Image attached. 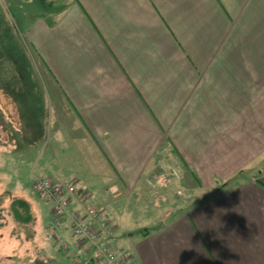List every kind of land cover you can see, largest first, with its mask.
<instances>
[{"label":"crops","instance_id":"obj_1","mask_svg":"<svg viewBox=\"0 0 264 264\" xmlns=\"http://www.w3.org/2000/svg\"><path fill=\"white\" fill-rule=\"evenodd\" d=\"M43 7L23 26L62 114L35 177L103 205L205 194L137 244L139 264H264V0Z\"/></svg>","mask_w":264,"mask_h":264},{"label":"rangeland","instance_id":"obj_2","mask_svg":"<svg viewBox=\"0 0 264 264\" xmlns=\"http://www.w3.org/2000/svg\"><path fill=\"white\" fill-rule=\"evenodd\" d=\"M46 1L0 0V264H73L72 254L56 241V231L52 232L55 238L49 232L52 205L32 188L35 176L44 173L42 165L56 150V115L62 114L52 90L55 86L35 59L23 26L26 19L46 13ZM174 176L172 169L170 178ZM190 197L185 194L159 207L147 192L139 193L138 201L131 205L128 197L116 198L104 209L113 231L109 242L130 249L133 257L129 264H139L140 241L169 226L175 210L185 212L193 202L205 204L209 200L205 194L188 201ZM15 199H28L32 215L28 222L18 223L8 213Z\"/></svg>","mask_w":264,"mask_h":264},{"label":"built area","instance_id":"obj_3","mask_svg":"<svg viewBox=\"0 0 264 264\" xmlns=\"http://www.w3.org/2000/svg\"><path fill=\"white\" fill-rule=\"evenodd\" d=\"M175 171V170H174ZM176 174V172H175ZM33 190L52 205V222L56 236L63 241L62 248L73 256V264H129L133 252L122 246L112 245V226L105 218L104 206L80 191L72 179L63 181L51 177H36ZM119 187L109 186L105 195L118 197ZM75 204L76 207H72ZM69 228V235L62 229Z\"/></svg>","mask_w":264,"mask_h":264},{"label":"trees","instance_id":"obj_4","mask_svg":"<svg viewBox=\"0 0 264 264\" xmlns=\"http://www.w3.org/2000/svg\"><path fill=\"white\" fill-rule=\"evenodd\" d=\"M27 200H24L23 201V199H20L19 201H17V205H16V207H23L24 208V210H22L21 209V213L23 214V216L24 217H26V221H29L31 218H32V215H31V213H30V206L28 205V203L26 202ZM154 202H157L156 200H154ZM52 211V210H51ZM53 224V222H52V217H51V225ZM51 225H50V227H49V232H50V234L52 235V231H51ZM62 232H64L65 233V235L67 236V234L69 235V228L68 227H65L64 229H62ZM53 236V235H52ZM54 237V236H53ZM55 238V237H54ZM56 241L59 243V245H60V248L62 249V250H64L63 248H62V243H63V241L62 240H60V238L58 237V236H56ZM71 256V255H70ZM72 258H73V256H71Z\"/></svg>","mask_w":264,"mask_h":264},{"label":"flooded vegetation","instance_id":"obj_5","mask_svg":"<svg viewBox=\"0 0 264 264\" xmlns=\"http://www.w3.org/2000/svg\"><path fill=\"white\" fill-rule=\"evenodd\" d=\"M18 199L13 200V205L12 208L10 210H8V213H11L14 215L15 221H17L18 223H26L28 221H26V217L23 216V214L19 211L18 208H16V203H17ZM1 219V218H0ZM32 219V218H31ZM3 221H0V228L2 226Z\"/></svg>","mask_w":264,"mask_h":264}]
</instances>
